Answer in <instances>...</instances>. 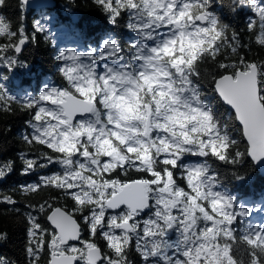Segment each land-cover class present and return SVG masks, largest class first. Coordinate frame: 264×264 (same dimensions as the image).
Segmentation results:
<instances>
[{
  "label": "snow or ice",
  "instance_id": "obj_1",
  "mask_svg": "<svg viewBox=\"0 0 264 264\" xmlns=\"http://www.w3.org/2000/svg\"><path fill=\"white\" fill-rule=\"evenodd\" d=\"M95 2L112 24L127 14L134 38L126 45L105 39L99 50L57 54L66 86H46L24 102L36 109L33 132L24 139L51 150L43 158L63 171L23 191L35 193L42 184L63 192L89 235L101 237L107 251L81 239V224L72 213L51 205L46 212L41 204L38 211L52 231L46 234L29 214V264H40L43 253L47 264H129L133 239L143 264H264V224L236 228L252 209L238 207L220 190L207 160L185 162L187 156H198L237 164L244 155L230 154L237 141L222 128L194 81L199 65L207 62L218 69L214 91L233 111L246 154L264 160V61L238 56V49L248 45L235 31L229 35V25L209 10V0ZM241 4L255 13L247 30L264 47V2ZM0 37L9 40L0 44V53H19L27 40L23 28L12 31L2 16ZM227 50L237 59L229 60ZM0 60L9 68L15 63L10 57ZM45 166L26 159L24 172ZM11 168L10 162L0 165V178ZM131 171L141 175L131 178ZM0 203L15 201L0 196ZM144 213L148 218L139 219Z\"/></svg>",
  "mask_w": 264,
  "mask_h": 264
},
{
  "label": "trees",
  "instance_id": "obj_2",
  "mask_svg": "<svg viewBox=\"0 0 264 264\" xmlns=\"http://www.w3.org/2000/svg\"><path fill=\"white\" fill-rule=\"evenodd\" d=\"M256 2L260 4L264 0H256ZM53 3L52 9L34 17L20 5L19 0H3V4H0V16L5 18L12 31L18 32L23 28L33 50L32 57L29 59L23 56L25 51L23 55L16 56L14 49H10L4 57L15 58L20 70L13 71L11 79L3 70L0 71V97H3L0 99V165L9 162L12 165L11 171L0 178V196H10L15 201L14 204L0 203V235L3 236L0 238L2 264H29L30 258L26 252L29 245V214L36 218L46 230V234L51 233L46 224V215L38 211L41 204L46 205V212L47 205H51L60 207L77 218L81 215L73 211L74 202L60 190L44 187L41 184V190L35 193L23 191L28 185L41 183L43 177L61 174L63 171L61 165L48 164L43 158L45 153L52 154L51 150L36 142L29 144L24 139L26 135L31 136L33 132L32 125L35 122L32 116L36 110L24 107V102L38 97L39 94L36 92L42 81H48L51 86H66V81L58 70L60 61L57 59V54L60 48L67 49V47H54L49 36L41 30L37 31L36 21L42 15L53 17L55 26L64 27L68 36L77 40V43L72 46H79L84 50L97 49L105 39H115L121 45H126L134 38V33L127 28V14H122L117 23L112 24L109 22L107 13L96 4L95 0H53ZM209 10L218 16L222 23L229 25V35L235 31L239 35L241 44L248 45L238 49V56H243L249 61H264V47L255 44L253 34L247 30L249 20L257 19L249 7L242 6L241 0H209ZM7 43H9L8 39L0 37V44ZM227 52L229 60L237 59L230 54V50ZM220 59L223 60V55ZM199 70L200 76L194 77L195 83L202 96L210 103L222 128L237 141L236 145L230 149V154L234 155L236 151H240L244 155L237 164H226L214 157L187 156L186 158L192 163L207 160L212 170L211 174L217 177L220 188L235 196V203L245 199L254 203L264 196V178L246 158V146L242 141L240 130L236 127L234 117L222 108L213 93L212 79L218 69L211 62H207L200 64ZM12 79L17 81L16 86L13 85ZM23 87H29V92L21 95L20 91ZM26 159L37 160L46 166L36 167L25 173ZM129 175L131 178L138 177L132 173ZM237 176L243 179L238 180ZM176 177L181 186L187 190L186 184L179 180V172L176 173ZM241 225L245 227L244 223H237L235 227L241 228ZM82 228L85 233L84 241L93 240L97 245L103 242L98 241L100 238L98 236L91 237L83 222ZM127 257L132 262L142 261L136 251L135 243H131ZM236 258L241 259V255L237 253ZM47 259L46 253L41 254L40 264H47ZM244 259L246 260L247 257Z\"/></svg>",
  "mask_w": 264,
  "mask_h": 264
},
{
  "label": "rangeland",
  "instance_id": "obj_3",
  "mask_svg": "<svg viewBox=\"0 0 264 264\" xmlns=\"http://www.w3.org/2000/svg\"><path fill=\"white\" fill-rule=\"evenodd\" d=\"M38 16H40V15H38ZM38 18H40V17H38ZM35 26H36L37 31L41 30V31H43V33L46 36H49L51 38L54 47L66 46L67 49H73L75 51H87V50H84L83 48H81L79 46H72V44L77 43V40L73 39V37H69L67 34V30L64 27L55 26L53 17L42 15L41 18L36 21ZM26 41L28 43V40H26ZM101 46H102V44L99 45L97 50H99V48ZM67 49L60 48L59 51H66ZM90 49H93V48H90ZM24 51H23L24 53L22 52L24 55L22 53L20 55L26 56L30 59L32 57L33 50H32V47L29 45V43L27 44V47L25 48ZM7 53H9V52L1 53V56L2 55L6 56ZM16 56H19V55H16ZM11 59L15 62L11 68H9L7 66V64L4 62V60H0V71L3 70L9 76V79L12 78L13 71H15L16 69L20 70L18 61L15 58H11ZM62 63L63 62L60 61L59 67L62 66ZM56 68L58 69V67H56ZM11 81H12L14 86L17 85L16 80L12 79ZM46 86H51V85L46 80L42 81L39 84L38 90L36 93L39 94L41 91H43L45 89ZM28 92H29V87H23L22 90L20 91L21 95H23L24 93H28ZM185 162L186 163H192V162L188 161L186 157H185ZM220 190L224 191L221 188H220ZM233 197L236 199L235 196H233ZM236 205L238 207L239 206H245L247 208L252 209L250 216L248 218L243 219L240 222L241 224L244 223L245 227H247L248 224H264V196L262 198H260V200L255 201L254 203L250 202L248 199L238 200V201H236ZM171 235H172V238L174 239L175 233H172Z\"/></svg>",
  "mask_w": 264,
  "mask_h": 264
},
{
  "label": "water",
  "instance_id": "obj_4",
  "mask_svg": "<svg viewBox=\"0 0 264 264\" xmlns=\"http://www.w3.org/2000/svg\"><path fill=\"white\" fill-rule=\"evenodd\" d=\"M20 5L25 8L28 12L32 13V17L36 16V15H40L43 14L47 11H49L50 9H52L54 7V3L53 0H19ZM27 47V41L26 43L22 46L21 51L19 53H16V55H20L25 48ZM213 93L215 94V97L218 99V101L220 102L222 108L229 113L230 115H232L234 117V113L233 111L230 109L229 106L225 105L218 97V94L214 91V85H213ZM235 120V118H234ZM235 124L236 127L240 130L241 132V138L242 141L244 143V145L247 148V143L246 140L243 138L242 135V129L239 125V123L235 120ZM246 158L248 159V161L253 165L254 169L257 171V173H259L261 175V177L264 178V160L262 161H254L250 156H248L246 154ZM47 226L50 228V230L52 231V226L50 224V222L46 221ZM74 245H77L79 242L78 241H72L71 242Z\"/></svg>",
  "mask_w": 264,
  "mask_h": 264
},
{
  "label": "flooded vegetation",
  "instance_id": "obj_5",
  "mask_svg": "<svg viewBox=\"0 0 264 264\" xmlns=\"http://www.w3.org/2000/svg\"><path fill=\"white\" fill-rule=\"evenodd\" d=\"M130 173L135 174V175H138V177L141 175V174L136 173V172H134V171H131ZM121 175H122V174H121ZM110 212H111V210H109V213H110ZM148 215H149L148 213H144V214L141 215V217H140L139 219H141V220H143V219H147V218H148ZM74 218L77 219L78 223L81 224V228H82V222H83V220H82L81 218H77V217H75V216H74ZM46 221H47V219H46ZM84 237H85V233H84L83 228H82L81 239L83 240ZM98 237H99V236H98ZM98 241L101 242V241H103V239L100 237V238L98 239ZM132 243H135L134 239H133ZM101 244H103V245H101ZM101 244L98 245V246L101 247V249H102L103 251H107L105 241H103ZM75 246H76V247H83V245L80 244V243H78V244L75 245ZM127 259H128V261H129V264H143V261H135V262H132L130 258L127 257ZM78 264H82V262H78Z\"/></svg>",
  "mask_w": 264,
  "mask_h": 264
},
{
  "label": "bare ground",
  "instance_id": "obj_6",
  "mask_svg": "<svg viewBox=\"0 0 264 264\" xmlns=\"http://www.w3.org/2000/svg\"><path fill=\"white\" fill-rule=\"evenodd\" d=\"M48 78V77H47Z\"/></svg>",
  "mask_w": 264,
  "mask_h": 264
}]
</instances>
